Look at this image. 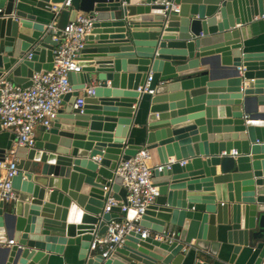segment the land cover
<instances>
[{"label":"water","instance_id":"95a60500","mask_svg":"<svg viewBox=\"0 0 264 264\" xmlns=\"http://www.w3.org/2000/svg\"><path fill=\"white\" fill-rule=\"evenodd\" d=\"M65 1L0 0V79L27 87L51 69L65 24L55 30L43 12ZM69 1V21L93 18L81 71L67 73L72 91L51 126L15 149L0 264H53L66 246L77 247L72 264H261L264 50L250 41L264 34V0ZM148 75L152 94L137 90ZM143 148L162 166L139 220L149 235L128 232L104 258L89 246L120 212L103 211L106 195L126 203L117 167Z\"/></svg>","mask_w":264,"mask_h":264},{"label":"built area","instance_id":"2783aa9c","mask_svg":"<svg viewBox=\"0 0 264 264\" xmlns=\"http://www.w3.org/2000/svg\"><path fill=\"white\" fill-rule=\"evenodd\" d=\"M54 9L56 7H53ZM59 8H70L66 0ZM177 11V8H173ZM93 18L86 13H77L72 21H68L60 34L53 38L57 45L53 50L52 67L50 70L34 72L31 84L23 87L11 80L0 79V126L9 129L14 134V145L8 150L4 161H0V202L7 203L15 198L11 179L17 174V158L14 156L16 147H33L37 139V129H48L63 108V95L72 91L67 79L68 72H79V56L85 43V36L92 28ZM151 76L148 75L143 85L137 90L143 93H153L149 88ZM94 93V84L85 85L79 90L73 107H80L83 98ZM232 154L235 151H231ZM173 161V157L168 158ZM183 163V162H182ZM162 169L161 165H152L149 151L145 148L138 150L129 159L120 163L117 173L122 177V186L126 189V203L106 195L103 211H109L112 206H120L117 217L107 221V229L103 234H96L90 242L94 249L106 258L125 240L130 231L139 232L142 237L149 235V230L140 225L139 220L145 207L158 196V187L153 183V171ZM104 190H108L104 187ZM134 211L131 219L127 218L128 211ZM158 239L171 241L175 233L164 236L155 235ZM13 240L7 241L12 244ZM261 264H264V260Z\"/></svg>","mask_w":264,"mask_h":264},{"label":"crops","instance_id":"0c3cea01","mask_svg":"<svg viewBox=\"0 0 264 264\" xmlns=\"http://www.w3.org/2000/svg\"><path fill=\"white\" fill-rule=\"evenodd\" d=\"M177 7V5H176ZM69 10L70 8H60L57 13L52 14L51 12H43L44 15L47 17V20L50 22V26H52L55 30L61 28L64 24H66L69 16ZM251 46L253 49L256 50H264V34L254 38L250 41ZM65 104L63 105V108H65ZM37 137H39L42 133L41 128L37 129ZM14 145V134L11 130L3 128L0 126V146L8 148H12ZM219 168V166L217 167ZM8 241V240H7ZM7 244V243H6ZM252 246H254L255 250H252V254L249 259V263L253 262L257 252L258 247L254 243ZM76 255H77V247L76 246H66L64 248L63 254L60 256H57L54 258L53 264H72V262L76 261Z\"/></svg>","mask_w":264,"mask_h":264}]
</instances>
